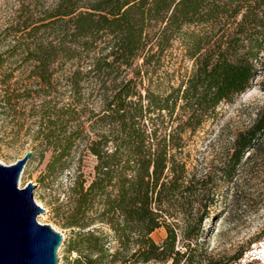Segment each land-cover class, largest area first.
Masks as SVG:
<instances>
[{
	"label": "trees",
	"instance_id": "trees-1",
	"mask_svg": "<svg viewBox=\"0 0 264 264\" xmlns=\"http://www.w3.org/2000/svg\"><path fill=\"white\" fill-rule=\"evenodd\" d=\"M39 20L8 57L29 62L43 92L53 75L64 80L72 98L41 104L34 149L49 151V175L69 169L81 144L95 157L93 178L76 176L60 204L77 253L71 264H200L190 146L257 75L264 0H58ZM174 49L183 68L175 81L161 75ZM84 90L96 93L97 110L83 103ZM262 133L264 106L235 137L221 167L229 179ZM179 213L181 222L168 221ZM95 223L111 231L112 251L108 234L89 228ZM159 227L165 236L156 242Z\"/></svg>",
	"mask_w": 264,
	"mask_h": 264
},
{
	"label": "rangeland",
	"instance_id": "rangeland-1",
	"mask_svg": "<svg viewBox=\"0 0 264 264\" xmlns=\"http://www.w3.org/2000/svg\"><path fill=\"white\" fill-rule=\"evenodd\" d=\"M57 1L0 0V53H5V62L0 67V163L11 164L31 151L17 185L35 184L33 197L43 208L37 220L62 234L58 264H71L77 253L68 248L72 230L62 225L60 204L65 201L76 176L81 175L87 181L93 178L95 157L81 144L69 169L54 175L44 171L49 151L40 157L34 149L39 142L35 139V131L41 119V104L60 106L71 101V93L65 81H57L56 75H53V85L43 92L39 80L30 75V63H24L19 56L8 57L11 45L19 37L31 41L33 36L30 37L28 32L33 33L32 28L41 23L39 19ZM23 23L27 27L22 28ZM41 31L39 29L38 34ZM180 59L179 50L174 49L173 57L168 59L161 75L175 81L183 71ZM187 64L190 68V63ZM83 103L97 110L96 93L84 90ZM263 106L264 56L250 86L231 102L221 103L216 109V118L191 142L188 165L192 171H186V175L197 181L194 198L200 203L194 204L198 209L194 208V214L203 216L198 248L200 264H213L212 261L235 264L238 259L232 260L234 255L239 252L242 255L251 243L264 237V133L258 135L255 146L243 153L231 179L226 176V171H221L232 153L235 137L251 126ZM182 219L183 215L179 213L168 221L181 222ZM89 228L104 230L109 236L110 251L115 248L107 225L95 223ZM164 236V227L151 233L156 242Z\"/></svg>",
	"mask_w": 264,
	"mask_h": 264
},
{
	"label": "water",
	"instance_id": "water-1",
	"mask_svg": "<svg viewBox=\"0 0 264 264\" xmlns=\"http://www.w3.org/2000/svg\"><path fill=\"white\" fill-rule=\"evenodd\" d=\"M30 155L0 163V264H58L62 234L37 220L43 208L34 200L35 184L17 185Z\"/></svg>",
	"mask_w": 264,
	"mask_h": 264
},
{
	"label": "built area",
	"instance_id": "built-area-1",
	"mask_svg": "<svg viewBox=\"0 0 264 264\" xmlns=\"http://www.w3.org/2000/svg\"><path fill=\"white\" fill-rule=\"evenodd\" d=\"M264 264V237L257 242H253L243 252L235 264Z\"/></svg>",
	"mask_w": 264,
	"mask_h": 264
}]
</instances>
